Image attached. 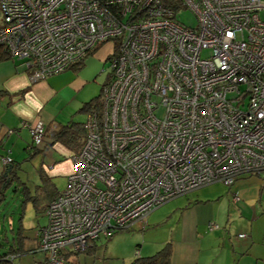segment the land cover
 Segmentation results:
<instances>
[{"label":"built area","instance_id":"1","mask_svg":"<svg viewBox=\"0 0 264 264\" xmlns=\"http://www.w3.org/2000/svg\"><path fill=\"white\" fill-rule=\"evenodd\" d=\"M181 9L195 26L176 20ZM261 13L264 0H0V49L32 83L116 47L37 232L43 264H72L174 198L264 172ZM22 127L43 144L42 121Z\"/></svg>","mask_w":264,"mask_h":264},{"label":"crops","instance_id":"2","mask_svg":"<svg viewBox=\"0 0 264 264\" xmlns=\"http://www.w3.org/2000/svg\"><path fill=\"white\" fill-rule=\"evenodd\" d=\"M98 51L87 58L79 70L71 68L32 83L22 62L0 49V175L5 168H16L22 161H33L37 157L40 158L38 182L42 177L49 178L58 193L65 190L66 187L59 190L52 178L71 173L72 164L62 160H67L73 153L66 145L55 142L53 137L64 125L57 123L51 115H44V112L54 96L65 89H78L83 86L81 83L96 77L95 57L98 58ZM73 119L69 122L79 123ZM37 121H42L46 128L44 146L40 149L33 146L29 130L22 127L23 122L32 125ZM3 159L10 162L2 166ZM213 185L222 188L218 193L209 195L211 197L197 194L202 188L187 194L194 195L193 201H187L178 213L171 240L166 242L172 247L170 264H264V172L243 175L230 188L225 189L222 184ZM177 211L174 205L172 211H152L135 225L141 229L148 224L158 225L160 221L174 217ZM43 216L45 222L38 224L34 230L36 246L37 229L47 225V216L45 213ZM240 235L245 237L240 238Z\"/></svg>","mask_w":264,"mask_h":264},{"label":"rangeland","instance_id":"3","mask_svg":"<svg viewBox=\"0 0 264 264\" xmlns=\"http://www.w3.org/2000/svg\"><path fill=\"white\" fill-rule=\"evenodd\" d=\"M260 17L264 19V13H261ZM176 20L186 26L192 27L197 23L193 12L189 9H181L177 14ZM1 22L2 18L0 15V25ZM97 49L99 51L96 54L98 58L95 57V60H97L96 77L81 83L83 86H80L78 89H65L58 96H54L51 102L47 104L44 115H51L60 125H67L72 117H74L73 120L75 122L80 123L84 121L87 112L79 111L81 105L100 95L102 85L105 83L109 73V64L105 62V59L103 61L102 58L110 54L111 44H100L97 46ZM43 146L44 144L34 147L40 149ZM54 157L57 158L56 155ZM68 161L71 163V157H68L67 160H62V162ZM39 164L40 158L37 157L33 161H22L20 166L14 168L20 180L19 184L14 182L10 189H4V185L0 186V191H5L4 197L0 201V243H2L3 235H6L9 241L12 242V238L18 232L20 220L24 229L23 235L26 236L23 239V252L20 256H15L14 264H43L44 261V255L36 251L34 230L38 224L45 222V217L43 214H39V211L36 212L29 201L23 202V195L20 192L24 186L30 192H33L35 186L40 185L37 176ZM67 178L68 176H54L52 180L59 190H63L66 187ZM221 188L220 185H210L200 189L202 193L198 191L199 193L197 192V194L202 197H211L215 193H218ZM193 196H179L155 209L158 212H162L164 209L172 211L173 205L178 209L174 217H169L163 222L160 221L161 224H148L143 229L139 225H135L132 229L117 231L110 240L99 238L95 242L96 246L93 252L80 253L73 256V263L131 264L137 254L140 256L153 254L160 246L165 245L166 242L171 240V232L175 230L174 227L178 213L184 208L187 201H193Z\"/></svg>","mask_w":264,"mask_h":264},{"label":"trees","instance_id":"4","mask_svg":"<svg viewBox=\"0 0 264 264\" xmlns=\"http://www.w3.org/2000/svg\"><path fill=\"white\" fill-rule=\"evenodd\" d=\"M111 45H113L112 49H113V53H115L116 52L115 44L113 43ZM97 50L98 49L96 48L94 51L88 54L86 58H84L79 64L74 65L71 68H78L79 70L82 63L87 58L92 56ZM99 103H100V95L98 97L93 98L89 102L85 103L79 111L89 112L92 108H98ZM83 125L84 122L82 124L69 122L67 125L61 126L59 130H57L53 135L55 142L58 141L62 145H66L72 153L79 152L84 142ZM13 182H17V183L20 182L17 173L14 171L13 167L11 169L5 168L2 174L0 175V185H4V189L7 188L10 189ZM20 192L23 195L22 196L23 202L29 201L31 206L34 208L36 212L39 211V214L45 213L46 216L50 203L54 201V199L59 194L55 186L52 184L51 180L45 177H42L40 185L35 186L34 192H30V190L25 186L20 190ZM4 193H5L4 190L0 191V201L1 198L4 197ZM19 225L20 226L18 228V232L15 233V236L12 238V242L9 241L6 235H3L2 237V243H0V250L2 252V254L0 255V264H14L16 257L20 256L21 253L23 252L24 249L23 239L26 238V236L23 235L24 229L21 225V220L19 221ZM42 228L43 227H40L37 230L40 231ZM36 240L38 241L36 251H39L38 250L39 238L36 237ZM94 249L95 247L84 252V254L91 253L94 251ZM78 254L80 253H76L74 254V256ZM171 255H172L171 243H166L164 246H162L161 249H159L156 253H154L151 256H147V257H142L140 255L135 256L131 264H170ZM71 263L73 264L72 261Z\"/></svg>","mask_w":264,"mask_h":264}]
</instances>
